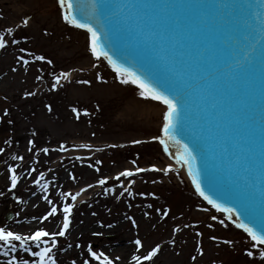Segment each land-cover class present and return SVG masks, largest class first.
<instances>
[{
  "label": "snow or ice",
  "instance_id": "1",
  "mask_svg": "<svg viewBox=\"0 0 264 264\" xmlns=\"http://www.w3.org/2000/svg\"><path fill=\"white\" fill-rule=\"evenodd\" d=\"M57 4L66 24L84 29L89 34L87 46L96 61L106 60L121 84L135 85L141 98L163 106L160 134L153 135L151 140L162 145L163 151L175 163H169L163 168L152 164L149 168L137 166L135 169L120 171L115 179L120 181L123 190L116 199L124 197L125 193L131 198L137 195H151L157 198L154 192L136 193L133 190L136 180L128 179L125 186L121 177L127 179L149 171L163 172L165 175L175 173L180 177L179 169L186 168L199 196L216 211L226 214V219L236 228L247 233L251 248H258L259 255L264 258V43L258 45L256 42L257 28L253 24L254 20L260 21L259 34L261 41H264V19L261 18L260 12L257 11L253 15V5L245 4L244 0H223L218 7L217 0H91V6L96 13L94 16L84 12L80 0H57ZM117 5L120 6V12L115 10ZM258 7L264 8V0H261ZM124 9H127V13L121 15ZM0 18H3L2 15ZM29 19L24 18L21 24L27 27ZM94 23L101 31L111 33L112 38L106 43L115 46L113 50L121 53V59L126 62L131 59L138 65L139 74L118 64L113 56L109 55V51L101 46L100 33L97 27L93 26ZM44 34H48L47 29H44ZM22 39L27 42L26 36ZM22 39L16 38L13 27L0 29V51L8 49L10 45L21 44ZM18 51L31 58L26 59L25 55L16 57V63L22 65L25 71L30 63L36 61L53 65V60L45 55H37L26 47H20ZM16 70L13 68V71ZM39 71L44 70L41 68ZM224 73L230 74L234 81L244 80L245 87L242 90L226 89L222 93L224 99L221 100L218 99V91L222 87L221 76ZM71 75L69 71L55 74L51 89L62 86V80L70 81ZM43 78L42 75L37 76L38 80ZM235 94L245 96L247 103L243 106L234 103ZM24 95L29 97L36 93L28 91ZM48 108L49 111L52 110L51 105H48ZM73 111H76L79 117V111ZM8 115V109H4L0 123H4V117ZM7 123L13 122L8 120ZM188 128L193 131L189 133ZM185 133L190 134L191 138L187 140L192 147L183 144V152L171 151V144L180 143L175 136L180 134L185 137ZM209 141L219 148L218 152L208 147ZM4 143L11 145L12 141L5 139ZM28 143V152H33L36 148L35 141L29 140ZM131 143L142 144L145 141L134 139ZM76 147L92 149L93 145L83 144ZM59 150L69 149L61 145ZM194 151L200 156L202 175H199L200 169H193L192 161L196 158ZM4 152L5 149L0 148V154ZM41 152L48 154L50 149L44 147L35 151L33 159L36 162ZM11 159L24 161L25 157L12 155ZM100 163L101 161H96V164ZM132 164L135 165L136 161L133 160ZM19 167L20 165H8V192L12 194L15 202L25 204L27 201L21 199L15 191L21 181V175L17 172ZM95 170L99 172L100 168L96 167ZM25 171L27 176L31 177L38 170L33 166ZM48 171L51 172L52 169ZM70 178L76 180L75 175L70 174ZM108 179L101 177L96 183L104 186ZM32 183L37 186V191H33L32 196H37V192L43 193L42 199L50 206L45 213L32 219L42 222L59 215L62 217L59 230L48 231L39 228L25 235L7 226L0 227V257L6 258L0 260V264H58L53 251L59 250L58 238H67L77 198L87 188L95 186L88 184L75 194L71 191H60L59 196L63 200L61 206L48 194L53 181L46 179L45 172L39 171ZM103 194L116 195V189L104 187ZM4 195L5 193L0 191V197ZM218 200L227 201L234 207L224 206ZM128 207L131 208L132 204L129 203ZM152 207V204H147V208ZM201 210L209 211L208 208ZM156 211L163 219L169 216L171 209L158 208ZM15 215L19 216L20 213ZM144 215L151 214L145 212ZM127 219L134 226H138L133 217L128 216ZM211 220L218 221L225 228L228 227L225 220L216 215H212ZM188 227L193 225H183V228ZM208 227L212 228L214 225L209 224ZM182 230L180 225L173 228V238L169 241L171 244L176 243L175 234ZM196 235L201 237L203 234L196 232ZM210 239L216 241L219 238L211 236ZM222 243L232 245L234 242L223 240ZM134 244L137 246V252L144 247L139 238L135 239ZM67 247L72 248V244ZM76 247L80 248L82 245L76 244ZM34 248L37 250H33ZM160 250L161 245L156 244L147 255H133L132 260L134 264H144L145 261H152ZM197 250L201 256L204 254V249L199 243ZM21 252L29 253L37 259L30 261L22 256L18 258L17 254ZM87 252L99 264H113V260L104 252L94 251L91 244L87 245ZM247 254L252 256L253 252L248 251ZM116 259L119 260L120 257ZM191 259L195 261L196 256ZM71 264H77V261L73 259ZM83 264H90V261L85 259Z\"/></svg>",
  "mask_w": 264,
  "mask_h": 264
},
{
  "label": "rangeland",
  "instance_id": "2",
  "mask_svg": "<svg viewBox=\"0 0 264 264\" xmlns=\"http://www.w3.org/2000/svg\"><path fill=\"white\" fill-rule=\"evenodd\" d=\"M0 15L3 17L0 18V29L13 27L16 38L27 37L26 43L22 39L21 44L10 45L8 49L0 51V116H3L4 109L9 112L4 117V123H0V148L7 149L11 156L18 155V150L26 155L27 169L34 166L38 170L29 178L30 183L39 171L46 173V179L50 176L49 180L53 183L49 186L48 194L58 205L63 204L60 191L74 194L88 184L95 185L77 198L67 238H58L59 250H53L58 263L71 264L75 259L77 264H83L88 259L90 264H99L90 257L87 245L91 244L94 251L104 252L106 244H114L119 239L117 233L107 231L111 228L108 225L119 223L121 231H130L128 238L131 241L139 238L144 245L140 252L129 255L128 264H134L133 255H147L156 244L164 246L161 249L164 250L162 257L155 256L144 264H181L182 260L185 264H264L259 249L251 248L250 238L236 229L224 214L209 207L195 195L189 181L181 173L177 177L175 173L165 175L163 172L149 171L127 179L121 177L125 186L128 179L136 180L133 186L136 193L154 192L157 198L151 195L131 198L125 193L124 197L117 200L116 196L123 190L120 181L115 179L120 171L137 166L149 168L152 164L166 167L161 145L151 140L153 135L160 134L162 117L147 109L162 105L144 100L138 95L139 90L135 85L121 84L115 71L105 61H96L87 46V33L63 21L57 0H0ZM24 18H30L27 27L21 24ZM44 29H47V35ZM20 47H26L37 55H45L53 60V65L36 61L30 63L25 71L22 65L16 63V57L25 55L26 59L31 58L26 53H20ZM13 68L17 70L13 71ZM41 68L43 72L39 71ZM61 71L72 73L70 81L62 80V86L51 89L54 75ZM40 75L44 77L43 80L37 79ZM28 91L36 95L25 97L24 93ZM48 105L52 106L51 111ZM73 109L79 111V117ZM8 120L13 123L8 124ZM5 139H10L14 145L9 147L4 143ZM134 139L145 143L132 144ZM29 140L35 141L33 152H28ZM79 144H92L93 148L84 150L76 147ZM61 145L69 150L60 151ZM44 147L49 148L50 152H41L36 162L33 153ZM3 154H0V159ZM98 160L100 164H96ZM133 160L136 161L135 165L132 164ZM11 162L14 166L18 160L11 159ZM8 165L10 162H0V167L6 171ZM96 167L100 168L99 172L95 170ZM49 169L52 171L49 172ZM70 174L76 176L75 181L70 178ZM8 177L7 171L2 182L5 189L9 184ZM101 177L109 178L104 186L96 183ZM153 180L157 182L152 183ZM104 187H114L116 195L103 194ZM4 196L6 199L0 202V227L7 226L13 231L21 229V221H25V224L39 221L32 217H39L50 207L42 199L43 193H40L38 202L33 208L30 207L23 218L22 207L13 200L12 194L5 193ZM129 203L132 204L131 208L128 207ZM147 204L153 207L149 209ZM158 208L171 209L169 216L161 219L160 213L156 211ZM203 208L209 211L204 212L201 210ZM17 212L19 216L15 215ZM145 212L151 215L145 216ZM9 214L11 219L7 221ZM212 215L224 219L228 227L211 220ZM128 216L133 217L138 226H134L127 219ZM61 219L59 215L49 217L41 222L42 228L58 231ZM184 224L193 227L183 228ZM209 224L214 227L209 228ZM176 225H180L183 230L175 234L176 243L173 245L169 241L173 238ZM54 226L56 229L52 230ZM74 229L79 230L72 236ZM34 230L37 229L24 227L20 232L27 235ZM196 232L203 235L197 237ZM211 236L219 239L214 241L210 239ZM223 240H232L234 243L224 244ZM198 243L204 249L202 256L197 250ZM68 244H72V251H68ZM76 244L82 247L77 248ZM248 251H252L253 255L248 256ZM17 255L30 261L37 259L29 253ZM192 256H196L195 261L191 259ZM109 258L113 264H124L127 259Z\"/></svg>",
  "mask_w": 264,
  "mask_h": 264
},
{
  "label": "bare ground",
  "instance_id": "3",
  "mask_svg": "<svg viewBox=\"0 0 264 264\" xmlns=\"http://www.w3.org/2000/svg\"><path fill=\"white\" fill-rule=\"evenodd\" d=\"M162 108H163L162 106L161 107H147L148 112H150V113L153 112L155 115L161 116V117H162ZM12 145H14L13 142L11 143V145H8V146L10 147ZM79 145H83V144H79ZM20 146H21V144H19V147ZM6 152H7V149H5V153H4L5 155L3 154V156H1L0 162L3 163V164H6V163L9 164V162H10V165H11L12 164V162H11V154L9 153V151L7 153ZM18 155H23L25 157V159H26V155L23 154L20 150H18ZM166 163L167 164H169V163L174 164L175 162H174V160H172L170 158L169 161L166 160ZM15 165H20V167L17 169V172H18L19 175H21V181H20V183L18 185V188L15 191H16L17 195H19L21 197V199H23L24 201H27V203H25V204H20L19 203V205L22 207V215H23L22 217L24 218L28 214V211H29L30 207L33 208L35 206V204L38 202L40 193L37 192V196H32V192L33 191H37V186L34 185L32 182L31 183L29 182V178L30 177L27 176V173L25 171L28 168V165L25 162V160L24 161H18V163L15 164ZM179 170H181V173L184 176L185 175L187 176L186 169H179ZM6 172L7 171L4 169V167H0V174H1V176H0V191H3L4 193L11 194V193L8 192V187L10 185V181H9L8 187L6 189H5V187L2 186L4 184L2 182H3V178H4V175H5ZM49 177L47 179H50ZM29 194H30V196H28ZM5 199H6L5 196L0 197V202L4 201ZM24 222L25 221H21V223L19 224V227L21 229L17 228L15 231L20 232V230H23L24 227H30L31 229L42 228L41 221H37L35 223L30 222L29 224H25ZM55 228H56V226H54V228L52 230H55ZM121 229L122 228H121V225H119V223H116V224L112 225L111 228L107 229V231L110 232V233H117L118 236H119V239L114 244L113 243L112 244H106L105 248H104V252L106 253V255L108 257L127 258L125 260L124 264H128L129 255L137 253V251H136L135 247H133L135 245L134 241L133 240L131 241L128 238L129 235H130V231H128V232L125 231V230L121 231ZM78 230L79 229H74L71 232V235L73 236V235L77 234ZM84 233H86V231ZM163 248H164V246L161 245V249H163ZM68 251H72V248H68ZM163 253H164V250H161V255L158 258H161ZM4 259H6V258L0 257V260H4ZM163 262H168V261L164 260ZM58 264H60V263H58ZM181 264H185L184 260H182Z\"/></svg>",
  "mask_w": 264,
  "mask_h": 264
},
{
  "label": "water",
  "instance_id": "4",
  "mask_svg": "<svg viewBox=\"0 0 264 264\" xmlns=\"http://www.w3.org/2000/svg\"><path fill=\"white\" fill-rule=\"evenodd\" d=\"M223 0H217V7L219 6L220 3H222ZM245 4H251L253 5V15H255V13L257 11L260 12V15H261V18L264 19V8H259L258 6L260 5L261 3V0H244ZM103 19V17H101V20ZM253 24L254 26L257 28V32H256V42L258 43V45L260 43H264V41H261L260 39V34H259V24H260V21L259 20H254L253 21ZM95 27H97V31L100 33L101 32V29L100 27L96 24ZM106 31V30H105ZM111 36V33H108V37ZM112 37V36H111ZM110 38H104V39H100V43H101V46L105 49V50H108L109 49V44L106 43V41L110 40ZM138 66V65H137ZM139 67V66H138ZM139 74V73H138ZM214 76V74H213ZM215 78V77H214ZM221 80H222V87L219 89L218 91V99H221L223 100L224 99V96L222 95V93L226 90V89H243L245 87V82L244 80H233L231 75L228 74V73H224L222 74L221 76ZM242 101H243V104H246L247 103V98L245 96H243L242 94H239ZM187 131L189 133H191L193 131L192 128H188ZM190 134L188 133H185V137L180 135V134H177L175 136V139L176 140H179L180 143L179 144H171V147L174 149V150H177V147L181 148L182 152L184 151L183 149V144H188L189 145V148L192 147L191 144H189V141L187 139H190ZM208 147L211 148L214 152H218L219 151V148L218 147H215L214 145H212V142L209 141L208 143ZM193 154L196 156V158L192 161V164H193V169L194 171L197 170V169H200V173L199 175H202L203 174V170L201 168V159H200V156L199 155H196L195 154V151L193 152ZM224 203L228 204L227 201H224L222 200ZM232 207H234V205H231V204H228ZM254 226V225H253ZM255 227V226H254Z\"/></svg>",
  "mask_w": 264,
  "mask_h": 264
}]
</instances>
